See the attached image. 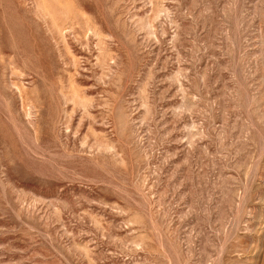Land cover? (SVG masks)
I'll return each mask as SVG.
<instances>
[{"label":"rangeland","instance_id":"rangeland-1","mask_svg":"<svg viewBox=\"0 0 264 264\" xmlns=\"http://www.w3.org/2000/svg\"><path fill=\"white\" fill-rule=\"evenodd\" d=\"M0 264H264V0H0Z\"/></svg>","mask_w":264,"mask_h":264}]
</instances>
